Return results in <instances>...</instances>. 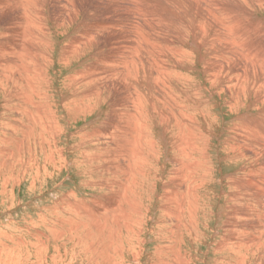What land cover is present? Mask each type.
<instances>
[{"label":"rangeland","instance_id":"rangeland-1","mask_svg":"<svg viewBox=\"0 0 264 264\" xmlns=\"http://www.w3.org/2000/svg\"><path fill=\"white\" fill-rule=\"evenodd\" d=\"M258 3L259 0H0V48L12 50V46L16 48L18 45H24L27 47L26 52H31L33 61L30 67H25L24 73L29 70L25 78H31L28 80L30 88L25 85L24 80H20L18 82H23L24 89H18V82L13 77L14 71L1 68L4 71H0V81L3 77L0 82V122L2 123L4 118L3 99L8 98L11 103L14 102V108L22 103V93H31L32 98H35L34 94L46 95L49 100L43 115L38 110L41 102L45 100L41 97L38 107L35 105L34 109L31 103H28L24 111L26 115L32 112L29 121H37L34 127L36 133L42 128V134L35 136V144L25 143L20 150H16L15 141L12 139L17 138V134L4 131L5 137L10 139L5 140L4 145H9L13 153L8 158H0V264H74L78 255L82 264H264V207H261L264 206V198L262 200L258 197L263 192L259 190L258 194H253L247 186L245 187L246 182L248 184L259 180L262 187L263 179L260 177L263 173L258 175L256 172L250 177L243 176L245 178L242 179V175L235 172L243 162L237 166L228 159L232 153L231 150L228 151V147L233 146L232 136L241 141H256V137L241 125L249 124L250 119L255 118L256 122L262 121L261 113H264V109L259 112L255 109L249 110L247 107L251 100L242 99L239 102L244 103L243 109L230 110L226 103L236 95L247 93L250 81H223L212 85L211 88L209 83H204L200 72L205 71L201 57L205 55V62L208 59L206 52L210 45H207V36L210 40H214L215 36L217 42L223 40L227 41L228 45L232 43L235 47H231L235 48L241 57L254 55V43L258 44L256 52L264 55V4ZM226 11H229L228 15ZM230 16H234V19H229ZM25 19L29 22L26 23ZM244 28H249L247 32H251L250 38L243 35ZM41 31L42 36L38 37ZM218 31L222 37L216 35ZM189 32H194L197 38L196 47L189 38ZM200 32H204L203 35H199ZM239 34L246 39L244 42H240L237 37ZM38 44L44 57L48 52L51 55L50 50L54 49L52 58H49L51 61L47 64L40 57H36L39 62L32 57V52ZM70 52L74 55H68ZM180 53L187 56L179 58ZM153 54L157 56L152 57ZM10 57L18 63L23 61L19 57L15 59L14 55ZM137 58L145 63V71H154L164 65L167 66L166 69L175 71L176 75L188 78L187 81L175 78L180 92L177 93L172 88L171 82L173 95L161 90L156 92V97H163V109L169 111L173 104H177L185 116L191 117V122L192 119L197 124L204 122L201 128L203 137L200 139L196 136L199 140L195 142L199 145L198 152L204 150V155L207 152V177L197 188L196 217H191L194 209L190 204L192 197L189 196L184 205L181 223H177L174 218L178 215L173 210L175 203L164 201L162 186L170 179L173 169L171 145L175 144V140L166 146L156 141L158 146L155 147L156 152L154 149L153 152L158 156V164L154 170L158 168V172L156 175L152 172V179L140 183L139 187L144 185L140 193L136 191V195L128 194L135 197V206L128 203L121 207L112 205L121 195L117 190L120 178L116 177L115 162L111 163L108 172L100 169L97 163H93L87 171H84L85 168L81 170L76 167V162L81 164L82 157L91 156L83 153L81 155L83 149L79 147L81 142L83 145L89 142L91 134L98 136L96 140H92L94 146L121 147L117 141L122 135L115 131L114 138L111 139L109 128L118 118L122 107L125 111L131 110L127 103L125 84L119 78L109 82V92L100 90L101 93L95 95L97 98L94 96L88 100L87 96L91 95L94 85L82 74L93 69L94 63L101 60L107 65L115 66H109V69L99 66L100 69L113 70L118 65L117 70L121 71V66L128 63L125 65L128 68L123 67L125 71L133 68L129 62L133 65V60ZM208 60L211 61L212 58ZM171 62L181 68L176 67L177 70H174L170 67ZM222 62L230 63V60ZM251 63L254 61L249 62ZM244 68L251 70L252 66ZM36 75L40 77L38 81ZM163 76L170 78L168 73ZM145 83L142 82L144 92L146 87L151 88ZM128 85L130 86L129 82ZM151 85L157 86L156 83ZM197 89L198 98L194 95L191 100H187L185 92L194 93ZM23 99L25 102L30 100L29 97ZM153 106L154 110L158 109L156 101ZM196 107L202 114L194 110ZM179 111L180 109H176L175 112L178 114ZM4 116L11 120L7 123L12 122L13 116L17 118L13 111ZM40 117L45 120L38 125ZM153 124L156 128L158 119L154 120ZM157 130L150 131L155 135ZM172 135L175 139L174 132L170 131L168 136ZM155 138L156 135L153 136L154 140ZM2 147L0 145V148ZM87 149H93L91 143L87 145ZM40 151L35 159L34 153ZM194 151L190 156L196 153V150ZM182 160L184 159L178 158L180 164ZM192 162L194 160L188 162L190 172L194 170ZM201 174V169L196 170L193 179ZM134 178L135 176L130 181L132 185ZM121 179L123 180V177ZM94 183L99 185L91 186ZM177 198L179 201L180 195ZM257 199L260 201L257 202ZM66 202L70 205L69 208L65 205V211L55 212V204L63 206ZM245 203L249 208H246ZM167 208L171 211L166 210ZM236 209L238 212H235ZM244 210L250 213L246 214ZM70 212L73 213L71 216L76 215L74 217H77L78 224L71 225L68 222ZM238 217L240 220H237ZM79 223L82 226H79ZM240 225L242 227L239 228ZM235 234L238 235L237 242H241L239 245L242 244L241 251L237 250L233 240ZM258 242L262 245L258 246ZM234 248L238 252L234 253ZM240 252V255L247 256V259L239 258Z\"/></svg>","mask_w":264,"mask_h":264},{"label":"bare ground","instance_id":"bare-ground-1","mask_svg":"<svg viewBox=\"0 0 264 264\" xmlns=\"http://www.w3.org/2000/svg\"><path fill=\"white\" fill-rule=\"evenodd\" d=\"M168 2H169V0H168ZM258 4L259 5H263L264 4V0H259ZM21 5H22V3H21ZM219 6L220 5H218V7ZM222 8L225 9V7H222ZM262 9H263V6H262ZM25 10H27V9H25ZM228 13H229V11H226V15H228ZM136 17H138V16H136ZM138 18L140 19L141 17H138ZM228 18L229 19H234V16H230ZM26 19L24 20L25 22L27 21ZM21 20H22V18H21ZM27 22H29V20ZM19 24H21V23H19ZM19 26H17V27H19ZM23 26H20V27H23ZM29 26H30V24H29ZM247 26H249V25H247ZM28 29L29 28H27V29L24 28V30H28ZM253 30H254V28L251 25V31L253 32ZM247 31H249V28H244L243 35L245 36V38L246 37L250 38L251 32H247ZM207 32H209V31H207ZM87 33H88V31H87ZM203 33L204 32H200L199 35H203ZM262 33H264V32H262ZM39 35L42 36V31L38 33V37H40ZM189 35H190L189 38L192 41V44L196 47L198 44L196 43L197 38H196L194 32H189ZM216 35L219 36V37H222V35L219 34V31L216 32ZM12 36H14V35H12ZM213 37H214V40H212V39L210 40L208 38V36H207V39H208V44L207 45H210V48L206 52L208 54V59L211 57L212 60L209 61L207 59L206 62H205V55L203 57H201L202 58L201 63L205 64V66H204L205 71L204 70H201V71L199 70V71L202 73V76L204 77L203 78L204 79V83L205 84L209 83V85H211V88H213L212 85L219 84L220 82H223V81H230V82H235V83L250 81V86L248 87V92L247 93H244L241 96L240 95H236L235 97L231 98L226 104L229 106L230 110L237 109V111H239L240 109H243L242 106H244V103L239 102V101H241L242 99L245 100V101L251 100V101H249V105H248L247 109H249V110H254L255 109V110H258V112L261 109H264V68H263L264 67V55H261L258 52H256V51H258V44L254 43L252 45V47H254L252 51H255L254 55L247 54L245 57L244 56L241 57V56H239L237 50L235 48L231 47L232 43H231V45H228V42L227 41L224 42L223 40H220L219 42H217L215 36H213ZM237 37L239 38L240 42H244L246 40V39H244L242 37V34H239ZM135 41H134V43H135ZM22 43L24 44L23 40H22ZM131 44H133V43H131ZM2 46H4V45H2ZM28 46H29V44H28ZM232 46H234V45H232ZM236 46H239V45H236ZM127 47H129V46H127ZM131 47H129V48H131ZM239 47H241V46H239ZM26 48L27 47H25L24 45L23 46L22 45H20V46L18 45L16 48L12 46V50H7L6 47L0 48V71L3 72L4 71L3 69H8L10 71H14V76L13 75L12 76L15 79L14 78L13 79L15 81H17V82L20 81V80H24L25 85H27L29 87L28 80L30 81L31 78L30 79L28 77L25 78V76L28 74L29 70L26 72V74H24V73L26 71L25 67H30L33 64V61H31V52L30 51L26 52V50H27ZM77 49H78V47H77ZM137 49H139V48H137ZM196 49L198 50L199 48H196ZM154 50H155V48H154ZM50 51H51V55H50V52H48L46 57H44L43 53L41 52V46L38 44V46L32 52V57L37 62H39L40 60L36 59V57H38V58L40 57V58L44 59L46 61L45 63L47 64L48 61H51L49 58H52V53H53L54 49L52 48ZM71 52L68 55H72ZM73 52H76V51H73ZM150 52H152V51H150ZM188 54H191V53H188ZM255 54H257L256 58H255ZM13 55H14L15 59H18L17 57H19V58H22L23 61H20L18 63L17 60L16 61L12 60V58L10 56H13ZM153 56H154V54L152 55V57ZM155 56H157V55H155ZM183 56H187V54H184V53H180L179 54V58H181ZM171 57L173 59V55H171ZM117 58H119V57H117ZM110 59H111V57H110ZM115 60L119 61V59H115ZM136 60H135L136 62L133 60V65H132L131 62H129L130 67L133 66V68L127 69L125 71H124L123 67H125V65H127L128 63L123 65V66H121L122 67L121 71H118L117 70L118 65H116V68L113 69V70H111V69L107 70V69H109V66H112V65H107V63L104 60L96 61L94 63L93 69H91V70H86L85 69L86 72L82 74L83 76L88 78V82L90 84L94 85V89H93L91 95L87 96L88 100H90V97H94L95 95H99V93H101V91H103V90H106V91L109 92L110 91V86H109L110 83L109 82L111 80H113L114 78L115 79L119 78L125 84L124 88L126 89V91L125 90L124 91L126 93L127 103L130 106L131 110L125 111L123 109V107H122V110H121L120 114L118 115V118L114 121L112 126L109 128V130H110L109 135H110L111 139L114 138L113 137V132H115V131L117 133H119L120 135H122V137H120L118 139V141H117L118 143H120L121 147L113 148V147H111V145L110 146L105 145V148H103L100 145L94 146V142H92V140H96V138L98 136H96L94 134H91V135H89V139H88L89 142L83 145L82 142H81V140L83 139L82 138L80 140L81 146H79L80 148L83 149V151L81 152V155L83 153L86 156H90V155L91 156L90 157H82L81 164L79 165V161L76 162V164H77L76 167H79V169H81V170H83L85 168L84 171H87V169L91 165H93V163H97L99 165H97V164H94V165H97V166H99L100 169H104L105 171L108 172V171H110L111 163L115 162L116 165H115L114 169H115V172L117 173L116 177L119 176V178H120V181H119L120 184L118 183L119 187H117V190L119 191V193H121V195L120 196L118 195L119 199H116L115 201H113L112 205L114 207L115 206H117V207L120 206L121 207L122 205L128 203L129 205L135 206V205H137V201L134 200L135 197L129 196L128 194L136 195L135 194L136 191H137V193H140V191H142V186L144 187V185L139 187L140 183L144 182V180H146V179H152V177H150V174L152 172H153L154 175H156L157 172H158V168L156 170H154V167L157 166V164H158V156H157V154L154 153V152H156V150H155L156 148L155 147L158 146L157 142H160L162 145L166 146L167 144L169 145V144H171V142L173 140H175V144L173 143V145H171V153H172L171 157H172V162H173L172 163L173 169H172V172L170 174V179H168V181L166 183H164L162 186H163L164 195H165L164 201L167 200V202H174L175 203V208L173 210H174V213L175 214L177 213L178 215L174 216V218L177 221V223H179V222L181 223V220L184 217L182 215L183 214V210H184V205H185V202H186V200H187V198L189 196L192 197V202L190 204H191V206L194 209V212L191 215V217H193V215L196 217V211L198 209V201H197V199L195 197L196 196V192H197V188H199L202 185V182L207 177V171H206V167H207L206 165L208 164L207 163V152H206L205 155H204V152H205L204 150H200L198 152L199 145L195 142V141L199 140L197 137H199L200 139H202V137H203L202 136V132H201V128L204 126V124H203L204 122H202L201 124H197V122L193 121V119H192V122H191V117L190 116H185L183 114V112H182L181 107L179 105H177V104H173L169 108V111L163 109L162 108L163 107V97L162 96H159L158 98L156 97V92H160L161 90L163 92H165V93H170L172 95H173L172 88L177 93L180 92V90L178 89L179 87L177 88L178 85L176 86L177 83H176L175 78H180L181 80L183 79L185 81H187L186 79H188V78L183 77V75L182 76L181 75H179V76L176 75L177 73L175 71H171L170 68L166 69L167 66H164V65L162 67H159V68L155 69L154 70L155 72L153 71V69L152 70L146 69L147 71H145V68H146V66L144 65L145 63L143 64V61H141L138 58ZM222 60H230V63H223ZM121 61H122V59H121ZM248 61L249 62H253L254 61V63L249 64ZM115 62L116 61H114V63ZM154 62H155V60H154ZM171 64H172V66H170V67H172L174 70H177L176 67L181 68L180 66H177L176 64H173L172 62H171ZM248 65L252 66L251 70L248 69V68H244V66H248ZM99 66L102 67V68H106V67H108V68L107 69H100ZM114 66H112V67H114ZM87 67H85V68H87ZM97 67H99V69H97ZM1 68H3V69H1ZM183 69H185L184 66H183ZM152 72H154V74ZM5 73H7V72H5ZM165 73H168L171 79L168 78V77L163 76ZM39 79H40V77L37 76L36 77V81H38ZM2 80H3V77H2ZM10 81H7V82L9 83ZM143 81L146 82L149 87H151L149 89H148V87H146L145 88L146 92L143 91V86H142V82ZM128 82L130 83L131 87L128 85ZM171 82H172V88L170 86ZM152 83H156L157 86L154 87L153 85H151ZM70 84H72V83H69V85ZM181 84H182V82H181ZM11 85H12V82H11ZM17 85L19 87L18 89H20V88L24 89L23 82H18ZM9 86H10V84H9ZM131 88H132V90H131ZM194 91H195L194 93L185 92V96H186L187 100H191V98L194 95L196 96V99L198 98V89L194 90ZM21 92H22V90H21ZM29 94L28 93H22L21 94L22 103L20 102L19 105L16 108H14V105H12V103H14V102L11 103V100H9L8 98H7V100L3 99L4 100L3 101L4 105L2 104L3 105L2 108L4 109V111H3L2 116L4 118H2L3 122L2 123L0 122V125H4V127H0V145H2L3 147L0 148V158H8V157L11 156V153H13L12 152V148L9 145H4L5 144V140L6 141L7 140L10 141V139L8 137H5V135H4V131L5 130L9 131L10 133L17 134L18 137L15 138V139H12V140L15 141L14 143H15L16 150H20L24 146L25 143H29L30 142L32 144H35V142H36L35 136L42 134V128L41 127H40V131L38 133H36V129L34 128V127H36L35 124H37V121H36V123L33 122V119L31 121H29V116L32 114V112H30L29 115H26V113H24V111H25L26 106L28 105V103H31L32 108H34V109L36 108L35 105H37V107H38V102L41 100L40 99V97H41V98H43L45 100H43L41 102V105L38 108V110H39V113L41 115H43L45 113L46 109L48 108V105H47V101H49V100H47L48 96L41 95V94H34L35 98H32L31 97V93H29ZM28 97H29L30 100L25 102L23 98H28ZM155 101H156V105L158 107V109H156V110H154V106H153V103ZM176 109L177 110L180 109L178 114L175 112ZM194 110L195 111H199V109L197 107L194 108ZM10 111H13L15 113V115L17 116V118H19V117L20 118L17 119V118H14V116H13L14 120L12 119L11 123H7V122H10L11 120L9 118H7L6 116H4V115L9 113ZM198 114H202V113L199 111ZM261 114L263 116V120L262 121L256 122V118H255V119H250L249 124L246 123L243 126L241 125V127L244 130L250 131L252 133V135H254L256 137V141L253 142V141L245 140V139H243V141H241L236 136H232L233 146H231L230 148L228 147V151L231 150L232 153L229 154V156H228L229 158L228 157L227 158L230 159V161L232 163H234L235 165H237V166H238V164L240 162L241 163L243 162L242 166L239 167L237 172H235L237 175H242V179L245 178L243 176H249L250 177L251 175L256 174V172L258 173V175L259 174L261 175L263 173L262 177H260L261 179H263L262 187L260 186V182H259L260 180L259 181H255V182L252 181L250 183L248 182V184H247V182L245 183V187L247 186L248 190L251 193H253V194H258L259 190H261L263 193H261L262 195H259L258 197L263 200V198H264V113H261ZM157 119H158V125H156V128H154L155 125L153 124V121L157 120ZM44 120H45L44 117L38 118V121H39L38 125L39 124L41 125L44 122ZM4 121H5V123H4ZM22 122H25L26 124H23ZM192 124H195V125H192ZM162 128H164V129H162ZM153 129H158L157 131H155V135H156L155 140L153 139V136L155 137V135H152V133L150 131V130H153ZM170 131L174 132L175 139H174L173 135L171 137L168 136ZM176 133H178V134H176ZM194 133H197V134H194ZM166 136H167V138H166ZM259 138H260L262 143L260 142ZM89 143H91L92 147H93V149L91 151H89L87 149V145ZM229 143H231V142H229ZM40 144H43V143L40 142ZM116 147H117V145H116ZM153 149H154V152H153ZM194 150H196V153H194V154H192V156H190V154L193 153ZM39 153H41V151L34 153V158L35 159L38 157L37 154H39ZM179 157L184 159V160H182L181 164L178 161ZM156 159H157V161H156ZM48 160L49 159L47 157V161ZM191 160H194V162H192L194 170L192 169V171L190 172V171H188V166H189L188 162L191 161ZM120 161H121V163H119ZM198 169H201L202 174L200 176L196 177L195 179H193V175H195V171L198 170ZM44 174H46V170L44 171ZM186 175H189V176H186ZM133 176H135V178H134V182H133V185H132V184H130V181L133 179ZM121 177H123V180L121 179ZM139 178H141L140 181H139ZM210 179H212V178H210ZM192 180H195V181L192 182ZM249 180H250V178H249ZM93 185H99V183H94L91 186H93ZM110 186H111V184H110ZM209 186H210V184H209ZM152 188H154V187H152ZM260 188H262V189H260ZM110 189H112V188H110ZM234 189L237 190L236 186H234ZM118 191H117V193H118ZM207 194H208V192H207ZM177 195L178 196L180 195L179 201L177 200L178 199ZM236 195H238V194H236ZM205 196H207V195H205ZM232 197H233V195H232ZM233 198H236V197H233ZM242 199H243V197H242ZM113 200H114V198H113ZM235 200H238V199H235ZM258 201H260V199H257V202ZM199 203H200V199H199ZM236 203L237 202H235V204ZM237 204H239V203H237ZM65 205H67V208H69V206H70L66 202L65 204H63V206H58V205L55 204L53 209L55 210V212L58 210V212L60 213V211H65L64 208H63ZM188 206H189V203H188ZM247 207H248V205L246 204V208ZM261 207H264V206H261ZM168 209L169 208H167L166 210H168ZM254 209H257V208L254 207ZM68 210L69 209H67V211ZM112 210H114V209H112ZM237 210L238 209H236L235 212H238ZM246 210H248V209H246ZM169 211H171V210L169 209ZM109 212H110V210H109ZM203 212H205V211H203ZM235 212H233V213H235ZM245 212H246V214L250 213V212H247V211H245ZM72 214L73 213L70 212L69 213L70 218L69 219L67 218L68 222H70L71 225H73L74 223H77V220H76L77 217H74L76 215L71 216ZM248 216H250V215H248ZM256 216H257V214H256ZM116 217H115V219L117 220L118 217L117 218ZM245 217H247V216H245ZM250 217H248V218H250ZM121 218H123V217L121 216ZM244 219L245 218H242V220H244ZM237 220H240L239 217H238ZM120 221H122V220H120ZM193 221H194V219H193ZM195 222L197 223V221H195ZM258 222H260V221H258ZM251 224H252V222H251ZM186 225H189V224H186ZM75 226H77V225H75ZM79 226H82V225L80 224ZM79 226H78V228H79ZM180 226H181V224L179 225V227ZM227 226H229L228 222H227ZM231 227H232V229L234 228L232 225H231ZM240 227H242V226L240 225L239 228ZM72 228H73V226H72ZM254 228H255V225H254ZM76 229H77V227H76ZM243 229L245 230L244 227H243ZM72 230H74V229H72ZM191 230H192V228H191ZM193 231H192V233H193ZM248 231H250V230H248ZM238 232L239 231L237 229V233ZM230 233H232V232H230ZM234 233H236V232L234 231ZM236 234L233 237V240L236 242V245H237V248H238L237 250L241 251L242 250L241 249L242 244L240 246L239 244L241 242L240 243L237 242L238 241V235H236ZM257 239H258V237H257ZM250 240H251V238H250ZM226 241H228V240H226ZM251 242H253V241L251 240ZM226 244H228V243H226ZM257 245L261 246L262 244H259V242H258ZM255 248H256V246H255ZM158 249H160V248H158ZM237 250L234 253L238 252ZM240 254H241V252L238 254L239 258H241L242 260L247 259V256H245V255L241 256ZM77 258L78 259H75V262H79V264H82L81 257L78 255ZM167 260H169V259H167ZM75 262H73V263L75 264ZM161 262L162 261L160 260V263ZM179 262H180V260H179ZM94 264H95V262H94ZM163 264H165V263H163Z\"/></svg>","mask_w":264,"mask_h":264}]
</instances>
